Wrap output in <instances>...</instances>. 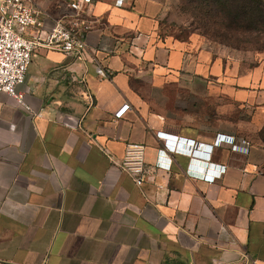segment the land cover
<instances>
[{
  "label": "crops",
  "instance_id": "obj_1",
  "mask_svg": "<svg viewBox=\"0 0 264 264\" xmlns=\"http://www.w3.org/2000/svg\"><path fill=\"white\" fill-rule=\"evenodd\" d=\"M172 1L92 0L86 54L37 50L30 110L0 92V264H264V56L167 34ZM33 3L29 37L75 15Z\"/></svg>",
  "mask_w": 264,
  "mask_h": 264
},
{
  "label": "built area",
  "instance_id": "obj_2",
  "mask_svg": "<svg viewBox=\"0 0 264 264\" xmlns=\"http://www.w3.org/2000/svg\"><path fill=\"white\" fill-rule=\"evenodd\" d=\"M91 5L92 0H69L74 17L56 21L47 36L42 38L28 36L30 28L36 24L37 9L33 0H0V92L15 98L20 106L30 110L24 102V94L17 92V87L25 82L33 55L40 48H45L84 56L88 51L87 33L90 28L81 17L89 12ZM99 73L102 77H108L103 68ZM129 107H121L115 113V119H122ZM161 136L168 140L167 135ZM197 157L209 162L212 153L196 149L192 152V158ZM120 168L138 187H142L147 177L146 146L136 142L127 143Z\"/></svg>",
  "mask_w": 264,
  "mask_h": 264
},
{
  "label": "rangeland",
  "instance_id": "obj_3",
  "mask_svg": "<svg viewBox=\"0 0 264 264\" xmlns=\"http://www.w3.org/2000/svg\"><path fill=\"white\" fill-rule=\"evenodd\" d=\"M167 18V34L181 39L197 35L245 67L264 56V0H173Z\"/></svg>",
  "mask_w": 264,
  "mask_h": 264
},
{
  "label": "trees",
  "instance_id": "obj_4",
  "mask_svg": "<svg viewBox=\"0 0 264 264\" xmlns=\"http://www.w3.org/2000/svg\"><path fill=\"white\" fill-rule=\"evenodd\" d=\"M259 12H262V10H259Z\"/></svg>",
  "mask_w": 264,
  "mask_h": 264
}]
</instances>
